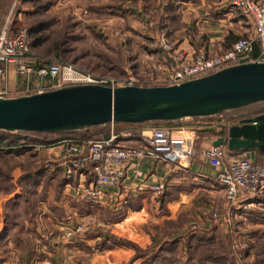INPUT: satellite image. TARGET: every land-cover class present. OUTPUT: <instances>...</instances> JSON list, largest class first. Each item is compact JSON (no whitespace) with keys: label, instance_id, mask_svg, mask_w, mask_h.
<instances>
[{"label":"rangeland","instance_id":"obj_1","mask_svg":"<svg viewBox=\"0 0 264 264\" xmlns=\"http://www.w3.org/2000/svg\"><path fill=\"white\" fill-rule=\"evenodd\" d=\"M12 1L20 7L14 14V28L27 27L35 21H47L44 42L31 49L33 56L41 61L73 65L97 77L115 80L117 85L129 75L145 80L161 77L169 70L156 51L147 50L152 36L166 34L170 28L164 22L162 25L161 17L151 8L152 0H145V7L141 3L144 8L139 12L134 8L136 0H0L1 19ZM222 8L232 12L236 19L246 21L224 1ZM139 13L143 14L142 19ZM176 18L183 21L182 14ZM178 26L176 35L182 33L180 30L178 34L179 29L185 28L184 24L179 23ZM60 37H65V41L58 49L59 53L53 46ZM49 82L44 81L48 88ZM34 91L37 92L36 87L31 92ZM263 110L264 102H257L228 111L223 116L232 118L250 114L248 117H253ZM182 121L191 122L187 118ZM1 134L4 133L0 130ZM7 135L6 140L10 141L17 134L12 137ZM193 135L196 137L197 134L194 132ZM209 138L207 135L205 141ZM10 146L5 142L0 146V264H28L27 257L33 256L30 250L41 239L40 235H35V227L49 226L47 212L50 210L58 216L77 205L69 202L70 194L63 186L67 179L55 166L56 161L63 159V150H50L48 145L34 148L22 144L18 148L20 150L15 151ZM60 199L66 200L62 206L59 205ZM238 204L236 200L230 205L223 196L221 201L211 203L204 217L198 218L197 209L190 208L177 218L162 220L160 228L153 223H143V230L149 235L151 244H161V249L165 248L154 264H198L215 257L221 258L218 264H252L258 259L264 260V250L260 249L264 244V188L257 195L241 200L240 206ZM214 214L218 217L217 221L213 218ZM66 216H69L66 221H74L71 215ZM102 220L103 230L90 232H97L101 238L111 234L112 242L137 246L128 238L129 234L118 229L113 231L114 228L108 227V223ZM66 221L63 224H67ZM206 222L211 227L210 232L206 231ZM208 233L214 234L211 236ZM42 236L66 241L63 231L59 232L56 228ZM235 239H241L247 245V251L239 262L232 247ZM101 240H107V237ZM169 241L177 243L175 251L166 250L165 245ZM136 253L142 259L140 264H148L147 260L153 252L147 246H137Z\"/></svg>","mask_w":264,"mask_h":264},{"label":"built area","instance_id":"obj_2","mask_svg":"<svg viewBox=\"0 0 264 264\" xmlns=\"http://www.w3.org/2000/svg\"><path fill=\"white\" fill-rule=\"evenodd\" d=\"M232 9L239 12L252 26V33L241 37L221 53H213L207 49L186 50L179 47L163 33L151 37L148 44L150 50L160 49L162 61L168 65V72L161 77L142 80L129 75L120 80L119 85L155 86L172 85L201 77L236 64L244 57L250 58L255 43L261 44V52L251 60L264 61V0H223ZM17 2L9 5L4 21L0 24V97H8L7 91L1 86L5 74V66L14 64L19 71L27 76L38 77V90L54 89L70 84H104L118 86L115 80L97 77L89 72L76 69L73 65L51 63L34 69L23 63L31 52V34L26 26L14 28L13 22ZM50 77L47 85L45 77ZM45 85V86H43ZM221 137V136H218ZM217 138V137H215ZM213 138V139H215ZM212 141V140H211ZM61 146L63 159L55 162L57 169L67 179L66 187L74 190L76 197L89 200L93 205H100L104 195L102 188L118 187L123 184L127 168L135 159H147L167 165L185 166L193 158L199 156L216 170L215 181L223 189L224 196L231 205L240 196H255L264 187V162L254 160L247 152L229 154L225 143L213 146L211 142L197 149L193 134L185 136L173 135V129L152 127L149 134L140 139L123 143L110 130L107 138L91 140L64 139L53 146ZM32 147H44L33 144ZM50 146V145H49ZM52 147V145H51ZM91 179L84 183L85 178ZM74 179H79L77 185ZM146 190L161 195L166 189L164 177L145 181ZM217 221L218 217L214 214ZM62 225L63 237L67 242H79L83 235L94 230H103L104 225L95 214H85L79 221H67ZM233 250L237 262L241 261L247 251V245L241 239L233 241Z\"/></svg>","mask_w":264,"mask_h":264},{"label":"crops","instance_id":"obj_3","mask_svg":"<svg viewBox=\"0 0 264 264\" xmlns=\"http://www.w3.org/2000/svg\"><path fill=\"white\" fill-rule=\"evenodd\" d=\"M141 3L145 7V0H136L134 3V8L138 12L144 8ZM150 3L151 8L155 9L157 15L161 17L162 25L165 23L170 27L168 34L165 35L170 36L169 38L175 40L179 47L188 51L202 48L213 53H221L235 40L252 33V26L247 21H243V18L236 19L232 12L222 8L223 0H152ZM139 14L142 19L143 14ZM181 14L183 21L176 18ZM4 18L0 19V24ZM179 23L182 26L184 24L185 28L179 29L178 34L180 30L182 33L176 35L174 33L178 31ZM30 84H33L37 90L39 89L36 75L28 78L19 71L16 65L7 64L5 66L1 86L6 89L8 97L24 94L23 92L30 88ZM150 129L149 127L144 129L143 133L149 134ZM172 129L175 136L194 133L192 129L183 126ZM211 140L213 138L203 140L200 144L195 143V147L199 149ZM55 148L63 150L59 145L52 146L50 150ZM247 155L254 160L258 157L254 151L247 152ZM215 175L216 170L199 156L193 158L185 166L135 159L127 168L122 185L102 188L104 199L100 205H93L89 200L76 197L73 188H66L65 181L63 186L70 194L69 202L77 206H71L70 211H62L58 216H54L50 210L47 212L46 219L49 226L35 227V235H40L41 239L37 241L39 244L36 243V247L29 249L34 257H27L28 264H140L142 259L140 260L136 253L137 246L150 248L153 252L151 255L155 259V256H159L163 252L161 250L165 248L161 249V244H151L149 235L143 230V223H153L156 224L155 227L160 228L162 220L177 218L190 208L197 209L198 218L206 216L211 203L221 201V197L224 196L223 189L215 181ZM161 177H164L166 181L165 191L159 196L149 193L144 187L145 181ZM90 179L91 177L87 176L84 183ZM74 180L77 185L79 179ZM72 193L74 195H71ZM248 197L250 196H240L237 202L239 201L240 204L241 200ZM65 201L60 199L59 205ZM239 204L237 206H240ZM89 213L103 219L104 223H108V227L114 228L113 231L118 229L121 232L123 230L126 235L129 234L128 238L137 246L114 243L110 238L111 234L102 237L103 239L107 237V240H101L97 232H88L83 236L82 241L76 243L59 241L52 236L49 239L42 236L50 229L56 228L61 232L63 222L69 218L67 214L71 215L70 218L74 221H79L83 215ZM206 224V231L210 232L211 227H208L207 222ZM165 246L167 251L172 252L176 250L177 243L169 241ZM155 261L157 259L154 263ZM219 261L221 262V258L215 257L198 264H218ZM252 264H264V260Z\"/></svg>","mask_w":264,"mask_h":264},{"label":"water","instance_id":"obj_4","mask_svg":"<svg viewBox=\"0 0 264 264\" xmlns=\"http://www.w3.org/2000/svg\"><path fill=\"white\" fill-rule=\"evenodd\" d=\"M264 101V61L238 63L179 84L137 86L70 84L18 96L0 97V130L60 132L105 123L175 121L216 115ZM225 143L236 153L264 156V113L229 126Z\"/></svg>","mask_w":264,"mask_h":264},{"label":"trees","instance_id":"obj_5","mask_svg":"<svg viewBox=\"0 0 264 264\" xmlns=\"http://www.w3.org/2000/svg\"><path fill=\"white\" fill-rule=\"evenodd\" d=\"M11 2L8 4L6 7V10H8L9 5ZM38 4V3H37ZM40 8L39 6H37ZM20 10V7L17 5L15 12H18ZM0 12H1V6H0ZM7 11H5L6 15ZM4 18V17H3ZM1 19V18H0ZM16 20V17L14 18ZM47 24V21H35L31 23L30 25L27 26L30 34H31V43L30 47L33 50V48L38 47V45L42 44L44 42V27ZM147 36V37H146ZM145 37L150 39L149 35H146ZM65 41V37H60L58 40L55 41V51L59 52L58 50L61 45H63V42ZM146 49V47H145ZM50 50V49H49ZM53 50V49H52ZM147 50L150 49L147 46ZM153 51H156L159 55L160 61L162 60V55L160 49H153ZM261 52V44L259 42L255 43L254 48L252 52L250 53L251 59H255L258 57V55ZM23 63L25 65H30L34 69H37L41 66H47L51 64L52 62H44L35 56H27ZM49 81L50 77L47 76L45 77L44 81ZM34 84V83H33ZM33 84H30V88L28 91H24V94L27 93H33L31 92L32 90L35 89ZM36 91V90H35ZM34 91V92H35ZM264 102V101H262ZM257 103V102H256ZM254 104V103H253ZM251 105V104H250ZM248 106V105H247ZM246 107V106H244ZM243 108V107H241ZM239 109V108H237ZM235 110V109H233ZM231 111V110H228ZM222 112L216 115L212 116H204V117H187V119H190L191 122H183L182 119L175 120V121H149V122H143V123H124V122H114V123H105L101 125H95L83 129H78V130H69V131H60V132H29V131H16V132H9V131H3L4 134L0 135V146L4 144L11 145L10 148H14V150L18 151L20 149L19 146L22 144H29L30 146L33 144H40V145H54L57 144L59 141H62L64 139H74V140H91V139H97V138H107L110 135V130L112 129L113 132L117 135V140L120 142H129L130 140L134 139H140L142 138L145 134L143 133V130L146 128H152V127H166V128H177L179 126L187 127L192 129L197 135L195 137V143L200 144L203 139L205 140V137L207 135L210 136V139L221 136V137H226L227 136V131L230 125L237 123L239 119L248 117L250 114H245L241 116H234V117H226L223 116L226 114V112ZM264 113L263 111H259L256 114ZM255 115V114H254ZM2 131V130H1ZM12 137V135L17 134L15 139H11L10 141H7L6 139L9 137ZM15 136V135H14ZM13 140V141H12ZM3 149V148H1ZM13 150V149H12ZM229 154H236V152L229 151L227 149ZM257 153L258 157L256 160L264 162V156L260 153L259 150H251ZM250 152V151H248ZM65 183V182H64ZM264 188V187H263ZM116 243V242H114ZM264 250V244L261 245ZM154 257V256H153ZM148 258V264H153L154 260L158 259L159 256H155V259ZM258 259V258H257ZM256 259V260H257ZM261 259H258L256 262H260ZM147 264V263H146Z\"/></svg>","mask_w":264,"mask_h":264}]
</instances>
